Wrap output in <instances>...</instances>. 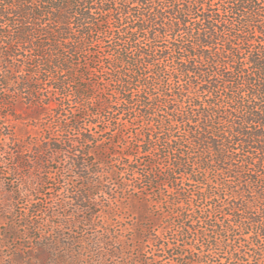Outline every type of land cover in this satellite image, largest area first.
I'll list each match as a JSON object with an SVG mask.
<instances>
[{
	"label": "trees",
	"instance_id": "1",
	"mask_svg": "<svg viewBox=\"0 0 264 264\" xmlns=\"http://www.w3.org/2000/svg\"><path fill=\"white\" fill-rule=\"evenodd\" d=\"M106 41L109 97L133 116L115 120V136L139 128L115 157L131 173L149 158L138 181L155 196L115 200L135 222L125 242L115 237V258L162 264L158 250L170 264H264V0H0V103L26 101L25 115L49 134L34 144V173L48 164L41 155L63 147L83 179L73 201L91 214V192L102 189L90 177L108 163L90 146L102 130L81 132L74 150L42 120L51 93L67 87L72 117L85 104L109 108L89 94ZM72 123L65 116L58 125L65 133ZM46 181L35 176L40 187Z\"/></svg>",
	"mask_w": 264,
	"mask_h": 264
},
{
	"label": "rangeland",
	"instance_id": "2",
	"mask_svg": "<svg viewBox=\"0 0 264 264\" xmlns=\"http://www.w3.org/2000/svg\"><path fill=\"white\" fill-rule=\"evenodd\" d=\"M112 45L106 41L98 48L99 54L93 65L96 68V74L92 77L94 86L89 88V94L95 98L101 97L109 108L97 111L85 104L84 111L76 113L77 118H74L69 111V104H73V89L67 87L60 94L51 93L50 114L42 120L57 142L70 140L74 150H80L77 139L81 132L94 135L91 129L94 128V132L102 130V133L94 135L90 145L108 160L98 169L99 176L90 177L100 181L102 189L91 192L94 203L92 214L80 210L73 201L75 193L71 192V188L80 189L83 179L82 174L70 165L63 147L59 153L48 151L41 155L50 168L45 164V169L34 173V166L38 162L34 155V144L49 134L43 127L37 126L32 117L25 115L29 114L26 101H20V105L15 103L13 108L0 103V264H122L120 256L115 258V237L125 242L131 236L130 227L135 222L131 217L133 211L121 207L119 202L125 201L121 197L145 194L154 199L155 196L138 181L139 175L149 169L146 167L149 158L140 159L138 166L130 165L137 171L131 173L127 171L129 164L123 166L119 163V157H115V152L128 145L124 138L138 133L139 128L127 125L121 129L119 137L115 136V120L128 123L133 116L116 111L115 96L112 99L109 97L114 86L106 83L110 71L102 61L114 55V49L109 48ZM59 104L63 110L55 111ZM11 113L28 119L23 122L14 120ZM65 116L73 123L63 133L58 122ZM85 158L90 172L96 170L91 166L93 157L87 155ZM47 169L48 174L45 173ZM36 175L47 178L43 187L35 182ZM115 200H119V206ZM115 208H118V217H115ZM81 219L85 223H81ZM86 220L90 221L86 223ZM167 237H170L169 234ZM147 246V252H155L152 244ZM157 254L162 264H170L169 254L158 250Z\"/></svg>",
	"mask_w": 264,
	"mask_h": 264
}]
</instances>
